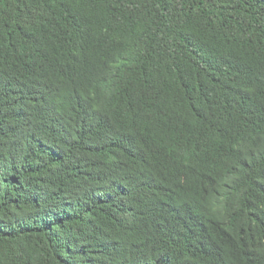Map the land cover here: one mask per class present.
<instances>
[{"label":"trees","instance_id":"trees-1","mask_svg":"<svg viewBox=\"0 0 264 264\" xmlns=\"http://www.w3.org/2000/svg\"><path fill=\"white\" fill-rule=\"evenodd\" d=\"M0 264H264V0H0Z\"/></svg>","mask_w":264,"mask_h":264}]
</instances>
